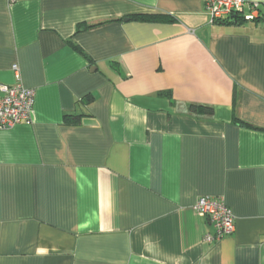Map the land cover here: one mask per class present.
Here are the masks:
<instances>
[{
  "label": "crops",
  "instance_id": "0c3cea01",
  "mask_svg": "<svg viewBox=\"0 0 264 264\" xmlns=\"http://www.w3.org/2000/svg\"><path fill=\"white\" fill-rule=\"evenodd\" d=\"M261 18L202 0H0V264H264ZM190 106L209 108L195 112ZM244 124H240V123ZM221 198L235 231L194 211Z\"/></svg>",
  "mask_w": 264,
  "mask_h": 264
},
{
  "label": "built area",
  "instance_id": "2783aa9c",
  "mask_svg": "<svg viewBox=\"0 0 264 264\" xmlns=\"http://www.w3.org/2000/svg\"><path fill=\"white\" fill-rule=\"evenodd\" d=\"M203 10L211 25L232 17L253 21L260 17L259 4L249 0H202ZM15 73L13 85L0 86V130L20 123H29L35 91L23 87L17 65H12ZM194 211L199 217H206L215 230L210 241H220L235 231V219L221 198L200 197Z\"/></svg>",
  "mask_w": 264,
  "mask_h": 264
},
{
  "label": "trees",
  "instance_id": "16d2710c",
  "mask_svg": "<svg viewBox=\"0 0 264 264\" xmlns=\"http://www.w3.org/2000/svg\"><path fill=\"white\" fill-rule=\"evenodd\" d=\"M260 18H261V15H260V17L258 19H260ZM238 21H244V20L242 18H240V17H232L230 19H227V20H225L223 22H220V23H217V24H231V23H236ZM190 110L195 111L197 113L198 112H202L203 110L208 112L209 108H201V107H197V106H190ZM240 124H244V123L241 122Z\"/></svg>",
  "mask_w": 264,
  "mask_h": 264
}]
</instances>
